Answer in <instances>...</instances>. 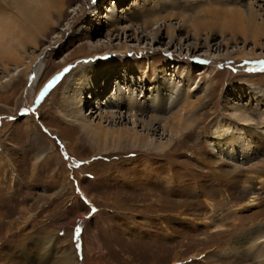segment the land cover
I'll use <instances>...</instances> for the list:
<instances>
[{"label": "rangeland", "instance_id": "obj_1", "mask_svg": "<svg viewBox=\"0 0 264 264\" xmlns=\"http://www.w3.org/2000/svg\"><path fill=\"white\" fill-rule=\"evenodd\" d=\"M246 4L264 20V0H0L21 56L0 50V264H65L70 248L72 264H264V35L238 18ZM100 63L115 75L74 95L79 66ZM114 82L148 106L181 90L198 124L151 132L175 142L162 154L97 145L85 124L142 133L134 118L170 112L109 105Z\"/></svg>", "mask_w": 264, "mask_h": 264}, {"label": "bare ground", "instance_id": "obj_2", "mask_svg": "<svg viewBox=\"0 0 264 264\" xmlns=\"http://www.w3.org/2000/svg\"><path fill=\"white\" fill-rule=\"evenodd\" d=\"M241 9L238 12L236 11L237 12L236 14L238 15L239 19L249 21V26L251 27V30H252L251 36L252 37L254 36L257 38V36L260 34L264 35V20H262V21L258 20L255 11H253L251 9V7L247 4H246V8H241ZM230 10H232V9H230ZM230 10L224 11V13H225L224 15L231 18V14H232V16H234V15H233V12ZM222 17H224V16H222ZM235 29L236 28H234V30ZM16 32H17V28H15L14 30H8L7 29L5 32V35H4V33L0 34V50L2 49L6 54L11 52L12 54L9 58L15 59V60H17L21 57V56L19 57L18 54H15L14 49H13L14 43L17 42ZM122 48H123L124 52L128 51L127 46H123ZM242 54H244V53H242ZM110 63L111 62H108V64H110ZM79 67H81V68H78V70H76V72L74 73L76 78L72 84V89L74 90V91L73 90L72 91H73L74 95L76 94L77 97L80 96L81 98H84L85 101H88L89 97L90 98L95 97L94 92L91 91V86L95 83V80L98 77H105V75L110 76L111 74L115 75V73H116V69H115L116 67H114V65H113V68H110L112 66L109 67L107 65V63H100V64H96V65L95 64H84V65L79 66ZM83 70L85 72L88 70L87 73H90V74L87 75V77H85L82 74ZM35 77H36L35 78V81H36L37 78L39 77L38 73H36ZM85 79H86V81H88L89 85L86 83ZM194 84L195 83H193L192 85H194ZM105 86L106 85L103 86L104 91L106 89ZM126 87L127 88H125L126 89L125 94L121 95L119 97L117 95L118 94L117 93L118 87H117L116 82L111 84V88H110V90L112 89L111 99H113L115 101L118 100V101H116L114 103H109V105L115 106V107H119V106L121 107L124 105V107H127V112H131L132 110L135 111L134 117L136 114L138 116H140L138 114L139 112L140 113L146 112V107L158 109L160 105H163V107L167 106V108L170 110V112L166 116L163 113L161 115H159L158 114L159 112L156 114L152 113L151 115L147 114L142 121L140 120L141 122L138 121L137 117L134 118L135 124L137 122L140 125L142 124V127H143L142 130L144 129V131L147 133H145V132L141 133V132H139V130L136 127L133 128L130 126L122 127L121 129L120 128L119 129H105L107 127H104L105 125L103 123V120L100 121V123L94 124V125L85 124L84 126L87 129H88V126H91V127H89V128H91V133H92L90 140H92L93 142H97V145H99L103 142H106L107 144L110 143V145H112L113 148L115 147L118 150L123 149L125 147H133V148H138V149L143 148V149H146L149 151H154L156 153L162 154V153H165L166 151L170 150L172 144L175 142L172 141V139H169V141L166 143L162 142V143L157 144V143L153 142V144H152V142L149 138V135L151 132H155L156 134H158L159 133L158 130L160 128H162L163 131L166 130V132L168 129H170L172 135L176 136V138H174V139L177 140L178 137H181L185 133L184 132L185 130L192 128L193 124L197 123L196 122L198 120V117L196 115L197 104H196V101L191 100V98H190L191 95L186 94V93L184 94L180 90V91H178V94L174 98L171 96L169 98L168 102L166 99L162 98L161 102H159L158 105L152 104L151 106H148L147 102L144 100L135 101V100H133L134 98L131 99L129 96L131 94H133L134 89L131 88L130 86H126ZM196 87H198V84H196ZM161 91H158V93L162 94ZM79 100H80V98H79ZM67 103H68V104H66L67 111L69 113H74V114L76 113V120L77 119L81 120V110L83 107L80 106V103L79 102H69V101H67ZM111 106H108V107H111ZM117 111L105 110L104 113H103V111H101V113H103V115L101 117L103 119H106V120L109 119L112 121L114 119H117V117H115V115H116L115 113ZM117 113L119 114V111ZM124 115H126V114L124 113ZM122 117H124V116H122ZM129 117H131V115H129ZM118 118H120V117H118ZM141 118H143V117H141ZM232 118L234 119L236 124L238 123L239 125H243L246 122H248V124H246V125H249L252 122V121H250L249 117L244 112H234L232 114ZM68 119L71 120L72 118L68 117ZM159 120H161V123L158 126ZM162 122H163V126H162ZM34 138L40 144V146L43 145L41 143V139L38 135H34ZM243 142H244L243 137L240 136V137L235 138L234 140H228L227 143L230 144V148L236 149V147H242ZM108 149H109V146H108ZM44 153H45V151L43 152V154ZM218 174L225 176V175L230 174V172H227V173L226 172L225 173L218 172ZM246 181H248V180L244 179V182H246ZM251 193L254 194V192H251ZM251 197L252 198H250L248 200L249 202L254 201L256 199L254 196H251ZM204 220H207V219L205 218ZM66 250L67 251L62 258L63 263H65V264L74 263V261L76 260L75 250L73 248L66 249Z\"/></svg>", "mask_w": 264, "mask_h": 264}, {"label": "snow or ice", "instance_id": "obj_3", "mask_svg": "<svg viewBox=\"0 0 264 264\" xmlns=\"http://www.w3.org/2000/svg\"><path fill=\"white\" fill-rule=\"evenodd\" d=\"M49 87H51V85H49Z\"/></svg>", "mask_w": 264, "mask_h": 264}]
</instances>
